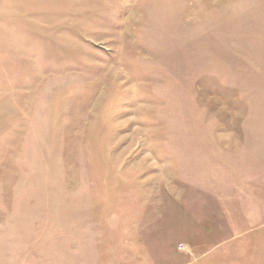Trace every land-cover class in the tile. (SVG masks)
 <instances>
[{"label":"rangeland","instance_id":"rangeland-1","mask_svg":"<svg viewBox=\"0 0 264 264\" xmlns=\"http://www.w3.org/2000/svg\"><path fill=\"white\" fill-rule=\"evenodd\" d=\"M0 264H264V0H0Z\"/></svg>","mask_w":264,"mask_h":264}]
</instances>
